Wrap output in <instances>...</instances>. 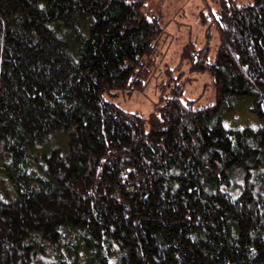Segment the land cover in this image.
I'll list each match as a JSON object with an SVG mask.
<instances>
[{
  "label": "trees",
  "instance_id": "obj_1",
  "mask_svg": "<svg viewBox=\"0 0 264 264\" xmlns=\"http://www.w3.org/2000/svg\"><path fill=\"white\" fill-rule=\"evenodd\" d=\"M147 6L0 0V264H264V0H221L182 48L213 101L179 72L145 117L106 96L157 73Z\"/></svg>",
  "mask_w": 264,
  "mask_h": 264
},
{
  "label": "rangeland",
  "instance_id": "obj_2",
  "mask_svg": "<svg viewBox=\"0 0 264 264\" xmlns=\"http://www.w3.org/2000/svg\"><path fill=\"white\" fill-rule=\"evenodd\" d=\"M221 0H148V6L144 9L147 14L162 16L166 25L167 39L162 46L164 53L159 59V67L156 75L148 82L144 91L132 94L125 92H112L106 99L115 103L122 110L129 113H138L148 116L154 110V105L164 94L165 82L169 77L176 78L179 72H184V80L190 79L185 87L184 98L198 99L207 97L213 101L214 97L210 88L212 79L208 74H191L188 67L182 66L180 70H175L180 65V53L182 48L191 40L200 41L205 29L201 26L200 18L202 13H210L217 10ZM216 31L213 29V32ZM214 41V40H213ZM169 71V72H168ZM175 84V81L171 83ZM208 95H207V94ZM243 106V105H242ZM242 110H247L246 108ZM242 111L232 114L230 121L226 119L223 124L226 128L240 129L244 127L258 128L261 123L250 114L243 115ZM233 118V119H232Z\"/></svg>",
  "mask_w": 264,
  "mask_h": 264
}]
</instances>
